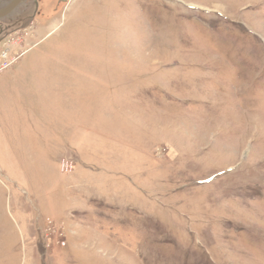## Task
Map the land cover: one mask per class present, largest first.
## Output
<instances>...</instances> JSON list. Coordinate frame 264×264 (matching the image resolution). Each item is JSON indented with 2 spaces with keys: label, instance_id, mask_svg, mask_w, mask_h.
I'll use <instances>...</instances> for the list:
<instances>
[{
  "label": "rangeland",
  "instance_id": "1",
  "mask_svg": "<svg viewBox=\"0 0 264 264\" xmlns=\"http://www.w3.org/2000/svg\"><path fill=\"white\" fill-rule=\"evenodd\" d=\"M1 65L0 264H264V0H24Z\"/></svg>",
  "mask_w": 264,
  "mask_h": 264
},
{
  "label": "water",
  "instance_id": "2",
  "mask_svg": "<svg viewBox=\"0 0 264 264\" xmlns=\"http://www.w3.org/2000/svg\"><path fill=\"white\" fill-rule=\"evenodd\" d=\"M24 0H12V2L0 10V19L13 12Z\"/></svg>",
  "mask_w": 264,
  "mask_h": 264
},
{
  "label": "built area",
  "instance_id": "3",
  "mask_svg": "<svg viewBox=\"0 0 264 264\" xmlns=\"http://www.w3.org/2000/svg\"><path fill=\"white\" fill-rule=\"evenodd\" d=\"M7 56H8V53H3V54H2V59H3L4 61H6L5 63H8V64H9L10 62H8ZM8 64L6 65V68L9 66ZM2 65H3V64H2ZM2 65H1V66H2ZM1 69H2V70H1ZM0 70H1L0 72L4 71V70H5V67L2 66V68H0Z\"/></svg>",
  "mask_w": 264,
  "mask_h": 264
},
{
  "label": "flooded vegetation",
  "instance_id": "4",
  "mask_svg": "<svg viewBox=\"0 0 264 264\" xmlns=\"http://www.w3.org/2000/svg\"><path fill=\"white\" fill-rule=\"evenodd\" d=\"M10 2H12V0H11ZM9 4H10V3H9ZM9 4H8V5H9ZM8 5H7V6H8Z\"/></svg>",
  "mask_w": 264,
  "mask_h": 264
},
{
  "label": "bare ground",
  "instance_id": "5",
  "mask_svg": "<svg viewBox=\"0 0 264 264\" xmlns=\"http://www.w3.org/2000/svg\"><path fill=\"white\" fill-rule=\"evenodd\" d=\"M23 2H24V1H23ZM23 2H22V3H23ZM51 37H52V36H51Z\"/></svg>",
  "mask_w": 264,
  "mask_h": 264
}]
</instances>
